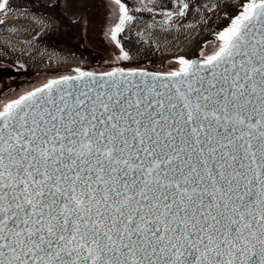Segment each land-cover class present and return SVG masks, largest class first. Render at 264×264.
<instances>
[{"label":"snow or ice","instance_id":"6c2138e0","mask_svg":"<svg viewBox=\"0 0 264 264\" xmlns=\"http://www.w3.org/2000/svg\"><path fill=\"white\" fill-rule=\"evenodd\" d=\"M46 3L80 26L92 0ZM114 6L127 64L0 99V264H264V0L217 4L211 52L171 71L134 62L118 34L141 9Z\"/></svg>","mask_w":264,"mask_h":264},{"label":"rangeland","instance_id":"374dc122","mask_svg":"<svg viewBox=\"0 0 264 264\" xmlns=\"http://www.w3.org/2000/svg\"><path fill=\"white\" fill-rule=\"evenodd\" d=\"M171 1L177 5L178 0ZM205 1H193L201 8H193L187 13L189 19L180 31L173 28V24L181 17H174V22L169 26L163 14L149 12L143 7L147 5L145 0H130V4L141 10L133 14L134 19L126 22L124 32L118 34L122 37L121 43L125 45V50L132 49L135 63L150 70H176V57L183 55L196 58L202 54V50L210 53L215 45V36L209 25L215 29L226 23L214 14L223 16V12L216 5L220 4L222 7L224 0ZM12 5L13 10L7 16L0 14V19L11 15L18 18L11 25L10 32L4 24L0 33L11 34L19 41L22 39L24 49L17 50L0 41V99L38 83L45 76L53 74L52 70H55V74H74L73 70L77 66L86 70L102 71L127 64L126 61L118 59L119 49L107 34L108 29L118 20L114 0H92L87 20L80 26L70 23V16L63 15L67 12L50 10L46 0H12ZM18 5H26L27 10H17ZM147 7L149 8L148 5ZM21 16H40L47 21L49 31L39 44L34 43L29 34L39 29V25L29 18L23 20ZM150 22L165 23L172 28L150 31V36L158 38L161 43L144 38L149 33L146 25ZM55 54L62 55L66 60L54 62L51 58Z\"/></svg>","mask_w":264,"mask_h":264},{"label":"bare ground","instance_id":"6f19581e","mask_svg":"<svg viewBox=\"0 0 264 264\" xmlns=\"http://www.w3.org/2000/svg\"><path fill=\"white\" fill-rule=\"evenodd\" d=\"M147 3V5L149 6V8H152V12H156L158 14H162V11L164 9H174L176 7V5L173 4V2L171 1V3L169 2V0H145ZM195 2L196 0H191V2ZM205 1V0H204ZM207 1V0H206ZM205 1V2H206ZM193 2V3H194ZM219 2V1H218ZM215 3V2H214ZM201 4V3H199ZM212 4V3H211ZM155 6V7H154ZM163 6V8L161 7ZM201 8V7H200ZM212 8V7H210ZM144 9V8H143ZM211 10V9H208ZM191 11V10H190ZM188 15V14H187ZM29 20H32L33 22H36L39 25V29H37L36 31L30 32L29 34H31L32 36V40L35 43H38V41L43 38L45 36V34L48 32V23L46 20H44L43 18H33V17H28ZM189 17L185 16V17H181L179 18L174 24H173V28H175L176 30H180L183 26V24H185L188 21ZM194 19V18H193ZM9 23L10 25H13L15 23V18L14 17H10L9 19ZM196 20V19H195ZM194 20V21H195ZM35 23V24H36ZM192 23V22H190ZM0 26H2V24H0ZM146 27L148 28V35H145L144 38L147 40H152L155 43H161V41L158 38L155 37H151L150 36V31L152 30H159V31H165V30H170L172 29L171 27L165 25V23H148L146 25ZM191 27V26H190ZM142 32V31H141ZM184 33V32H183ZM194 33V31H193ZM196 33V32H195ZM143 34V33H142ZM141 34V35H142ZM178 34V33H177ZM187 34V33H186ZM197 34V33H196ZM27 35V34H25ZM188 35V34H187ZM191 35V34H190ZM189 36V35H188ZM195 36V34H194ZM197 36V35H196ZM30 40V39H29ZM0 41H5L8 45H10L11 47L17 49V50H23V43H22V39L16 40L8 35H3L0 34ZM162 45V44H161ZM27 50V49H26ZM36 50V49H35ZM33 51V50H32ZM51 60L55 61H62V59L56 54L53 55ZM52 62V61H51Z\"/></svg>","mask_w":264,"mask_h":264},{"label":"flooded vegetation","instance_id":"af4514ba","mask_svg":"<svg viewBox=\"0 0 264 264\" xmlns=\"http://www.w3.org/2000/svg\"><path fill=\"white\" fill-rule=\"evenodd\" d=\"M63 14V13H62ZM63 15H66L67 17H69L70 16V14L69 13H65V14H63ZM10 17H14L15 18V21L17 20V18H18V16H15V15H11V16H8V17H6V18H2V19H0V20H3V21H5V23H3L2 25H6V29L8 30V32H10V29H11V25H10V23H9V18ZM28 17H33V18H43V17H40V16H21V18L23 19V20H26V19H28ZM44 19V18H43ZM45 20V19H44ZM150 23H158V22H150ZM1 27H3V26H0V28ZM49 31V30H48ZM0 34H3V33H0ZM3 35H8V36H10V37H12V38H14V39H16V40H18L15 36H13V35H11V34H3ZM46 35V34H45ZM44 38V37H43ZM43 38H41L39 41H38V44H39V42H41V40H44ZM4 43H6L5 41H4ZM7 44V43H6ZM8 45V44H7ZM56 55V54H55ZM61 59H62V62L63 61H65L66 59L62 56V55H60V54H57Z\"/></svg>","mask_w":264,"mask_h":264},{"label":"water","instance_id":"95a60500","mask_svg":"<svg viewBox=\"0 0 264 264\" xmlns=\"http://www.w3.org/2000/svg\"><path fill=\"white\" fill-rule=\"evenodd\" d=\"M147 69V68H146ZM84 70H86V69H84ZM149 71H154V70H150V69H148ZM88 71H95V70H88Z\"/></svg>","mask_w":264,"mask_h":264}]
</instances>
